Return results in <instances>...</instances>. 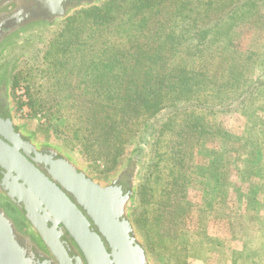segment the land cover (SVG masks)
I'll use <instances>...</instances> for the list:
<instances>
[{"label":"rangeland","instance_id":"rangeland-1","mask_svg":"<svg viewBox=\"0 0 264 264\" xmlns=\"http://www.w3.org/2000/svg\"><path fill=\"white\" fill-rule=\"evenodd\" d=\"M174 1L155 11V24L148 31L150 53L134 75L138 81L156 77L160 57L162 61L175 55L179 66L194 61L188 58L191 47L180 39L187 13H178L181 0L176 5ZM219 1V10L209 13V21L241 13L238 9L244 0ZM78 11L71 16H77ZM70 17L51 27L30 30L12 41L3 53L0 51L15 124L35 144L47 143L70 156L103 186L137 160L139 175L129 218L154 264H264V91L257 101L252 100L260 105L255 110L257 124L253 129L232 111L195 110L191 112L204 116L210 134L202 140L192 134L183 144L180 135L184 138L187 134L183 131L189 132L181 129L185 114L171 119V126L163 128L171 113L165 109L130 136L113 165L104 152L85 149L87 134L78 129L86 128L95 103L101 105L98 95L116 92L99 85L100 69L108 65L111 69L105 68L106 72L120 74L125 61L103 54L100 37L103 39L106 32L99 35L89 23L77 21L74 31L60 36ZM112 30L116 35L141 33L138 19L128 16H119ZM227 31L231 47L222 50L215 45L221 52L212 51L214 65L208 66L216 72L215 83L223 99V69L230 61L231 50L239 54L237 63L249 65V77L255 73L252 68L257 71L264 61V0L244 9L240 25ZM19 89L25 92L26 103L18 95ZM34 97L48 104L34 112L30 106ZM87 99H92V105L87 102L85 106ZM252 140L259 152L249 159L244 152L251 150ZM244 141V148L239 149ZM215 165V172L208 168Z\"/></svg>","mask_w":264,"mask_h":264},{"label":"trees","instance_id":"trees-1","mask_svg":"<svg viewBox=\"0 0 264 264\" xmlns=\"http://www.w3.org/2000/svg\"><path fill=\"white\" fill-rule=\"evenodd\" d=\"M170 1L172 0H103L97 5L81 8L76 13L77 16L67 19L60 34V36H66L74 31L72 29L77 21L94 25L99 35L106 32L102 35L103 39L100 37L103 54L125 61L120 74H112V70L106 72L105 68L111 69L108 65H103L100 69L99 85L103 90L108 91L112 87V90L116 92L98 95L97 99L101 98L99 100L101 105L95 103L91 116L85 122L86 128L78 129L83 131V134H87L84 138L85 149L95 148L100 153L104 152L112 158L113 165L117 163L116 158L130 136L151 117L157 116L165 109H169L171 113L164 121L163 128L171 126V119L185 114L181 129L186 128L189 132L183 131L187 134L184 138L180 135L183 144L189 141V136L192 134L195 135L196 140H202L210 134L207 127L209 125L205 122L204 116H195L191 111H212L218 108V110L232 111L242 116L248 122L250 129L255 128L257 124L255 110L260 106L256 101L260 93L264 91V61L259 63L257 71L254 67L252 68V71L257 72L256 76L254 77V73L252 77H249L247 75L249 65L245 62L237 63L235 59L239 54L233 50L229 51L230 61L226 62L227 66L223 69L225 80L222 87L224 86L226 91L224 99L219 97L221 91L215 83L216 72L209 67L214 65L215 54L221 52L215 45L222 50L228 46L231 47L232 38L226 36L227 29L240 25L244 9L251 8L254 3L262 2V0H244L241 2V7L237 8L241 11L240 14L233 12L234 14L227 19L225 17L215 22L209 21L208 15L212 10H219L221 6L219 0H181L178 13L184 11L187 14L183 16L180 39L182 44L191 47L188 49L190 51L188 58L194 60L193 63L179 66L176 65L178 57L175 55L166 56L165 59L162 58V61L160 57L156 77L138 81L134 75L137 74L141 62L150 53L148 31L151 24H155V11H159L160 6ZM174 2L176 5L178 0ZM119 16L137 18L140 35H116L112 25ZM64 44L67 48L71 46L67 42ZM215 50L217 52L212 53ZM204 60L212 64L207 65L203 62ZM206 88L209 89V93ZM252 100H256V104ZM87 102L92 105L93 101L85 100V106ZM44 104L48 102L44 103L36 97L31 98L30 106L34 112L41 110ZM244 146L245 141L243 144L240 143L239 149ZM249 146L251 150L244 154L247 158L253 159L259 151L257 148L254 149L253 140ZM238 156H243V153H239ZM210 163L213 166V162L210 161ZM208 168L213 172L217 169L216 165ZM173 169L172 167L171 170ZM143 195L141 191V198ZM143 248L147 252L146 247L143 246Z\"/></svg>","mask_w":264,"mask_h":264},{"label":"water","instance_id":"water-1","mask_svg":"<svg viewBox=\"0 0 264 264\" xmlns=\"http://www.w3.org/2000/svg\"><path fill=\"white\" fill-rule=\"evenodd\" d=\"M73 1L84 8L90 0ZM54 2L49 0L46 5ZM15 126L8 116L0 119V189L14 204L29 212L19 192L28 191L45 200L53 218L65 228L85 264H154L129 218L139 175L137 165L127 188L120 184V174L125 167L103 186L89 177L70 156L55 150L59 158L50 164V177L57 186L24 157L28 151L35 152L25 147L27 144L15 131ZM50 245L53 246L50 253L58 264H81L77 258L71 262L63 249L65 243L57 237ZM30 246L31 243L19 241L11 219L0 207V264H41ZM41 262L54 264L50 259Z\"/></svg>","mask_w":264,"mask_h":264},{"label":"flooded vegetation","instance_id":"flooded-vegetation-1","mask_svg":"<svg viewBox=\"0 0 264 264\" xmlns=\"http://www.w3.org/2000/svg\"><path fill=\"white\" fill-rule=\"evenodd\" d=\"M48 1L49 0H0V51L2 53L12 41L24 33L30 30L59 24L64 19L70 17L72 13L82 8L73 0H54L55 2L53 4L47 6L46 2ZM95 1L96 0H90L87 7L96 4ZM1 69L0 67V119L6 116L13 119L12 110L9 105V90ZM14 129L19 133L23 141L26 142L27 145H25V147H28V149L32 148L35 152V154H33L28 151V155H24V157L38 170V172L59 186L58 183L53 181L50 177V164L59 158V156L54 153L55 150L58 151L59 149L47 143L37 145L29 135L23 132L21 127L15 126ZM18 151L23 154L21 150ZM136 161V159L134 162L131 161L120 174L121 186L125 188L128 187L129 178L133 175L136 168ZM1 177L2 170L0 169V179ZM62 191L66 193L64 190ZM26 193L19 192L18 194H20L19 196L22 201L25 200L29 212L25 207L20 209L13 203L12 198L0 189V200L2 201L0 207L3 208L5 215L11 219L19 241L23 244L31 243V252L41 264V260L43 259H50L54 264H58L53 254L50 253V247H53L50 243L57 237L59 241L65 243L63 249L71 258L72 263H74L73 259L77 258L81 264H85L73 241L65 231V228L53 218L51 210L46 205V201L39 199L37 195H33L31 192L27 191ZM69 198L71 197L69 196Z\"/></svg>","mask_w":264,"mask_h":264},{"label":"built area","instance_id":"built-area-1","mask_svg":"<svg viewBox=\"0 0 264 264\" xmlns=\"http://www.w3.org/2000/svg\"><path fill=\"white\" fill-rule=\"evenodd\" d=\"M18 95L20 96V98H21V100H22L23 103H26L27 102L25 92L22 89H19Z\"/></svg>","mask_w":264,"mask_h":264}]
</instances>
